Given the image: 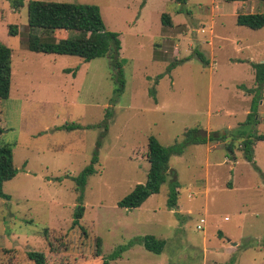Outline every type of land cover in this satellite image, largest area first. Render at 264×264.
<instances>
[{
  "label": "rangeland",
  "instance_id": "1",
  "mask_svg": "<svg viewBox=\"0 0 264 264\" xmlns=\"http://www.w3.org/2000/svg\"><path fill=\"white\" fill-rule=\"evenodd\" d=\"M28 1L0 0V44L11 67L0 141L11 145L16 169L2 184L9 198L0 199V264H32V251L47 264H100L120 246L108 264H264V142L253 146L256 168L242 158L240 139L233 158L224 150L229 139L186 146L169 158L158 193L138 208L117 207L145 181L149 136L169 146L189 129L264 135V82L254 84L251 68L264 63V27L235 24L236 14L264 13V1L36 0L98 8L120 42L119 95L106 57L27 50L30 33L56 39L27 28ZM93 154L94 173L80 192L72 179ZM169 181L177 185L172 209ZM145 235L164 241L159 254L137 242Z\"/></svg>",
  "mask_w": 264,
  "mask_h": 264
},
{
  "label": "trees",
  "instance_id": "2",
  "mask_svg": "<svg viewBox=\"0 0 264 264\" xmlns=\"http://www.w3.org/2000/svg\"><path fill=\"white\" fill-rule=\"evenodd\" d=\"M177 4H185L186 0H173ZM233 1V0H228ZM264 1V0H259ZM26 24L30 31H40L45 34H55L56 39L48 38L41 40L34 33H30L27 38L26 48L34 53L55 54L63 56H75L84 62L95 58L106 57L109 65L115 71V83L117 88L114 93L119 95L123 89V79L121 65L118 61L120 42L118 35L105 29L99 10L94 5H82L75 3L45 2L30 0L26 2ZM160 24L163 27H170L171 20L167 14L160 15ZM235 24L250 30H259L264 27V13L236 14ZM8 32L15 35L12 26H8ZM197 59L207 64L199 53H195ZM253 69V79L256 86L264 82V63L251 64ZM10 50L0 44V100L8 97L10 83ZM251 92V91H248ZM149 95L154 97V90H149ZM254 115V114H253ZM251 113L246 114V118H252ZM109 114L106 113L105 117ZM75 129L76 126L65 127ZM1 133V129H0ZM224 150L231 157L233 152V140L240 139V151L242 158L250 163L254 168L253 146L255 142H264V135L245 134L244 132H210L206 136H201L196 129L185 130L180 142L163 146L154 137L149 136L146 143L145 160L148 164L145 181L143 184H136L132 190L117 202V207L126 210L138 208L150 195L156 194L162 184L167 181L168 160L171 156H178L184 152L186 146L220 142L224 143ZM96 155L90 159L79 174L72 180L76 188L81 192L87 176L94 173L93 166L96 164ZM16 174V169L12 161L11 145L0 141V199L8 200V196L2 191V184L12 179ZM177 185L174 181L168 182L167 207L172 209L175 206ZM80 201V195L78 196ZM81 209H77L73 215V224L80 219ZM137 242L148 252L159 254L164 246V241L152 235H145ZM100 238L94 240V256L100 255ZM125 246H120L116 251L103 257L100 264H108V260L119 257ZM28 259L32 264H47L44 256L38 252H29Z\"/></svg>",
  "mask_w": 264,
  "mask_h": 264
},
{
  "label": "built area",
  "instance_id": "3",
  "mask_svg": "<svg viewBox=\"0 0 264 264\" xmlns=\"http://www.w3.org/2000/svg\"><path fill=\"white\" fill-rule=\"evenodd\" d=\"M201 222H202V220H201ZM196 229H198V230H199V229L202 230V228H201L199 225L196 226Z\"/></svg>",
  "mask_w": 264,
  "mask_h": 264
},
{
  "label": "crops",
  "instance_id": "4",
  "mask_svg": "<svg viewBox=\"0 0 264 264\" xmlns=\"http://www.w3.org/2000/svg\"><path fill=\"white\" fill-rule=\"evenodd\" d=\"M239 1H241V0H239ZM243 3H244V1H241V4H243ZM207 144H209V143H207ZM207 144H206V145H207ZM235 245H236V244H235ZM232 246H233V245H232Z\"/></svg>",
  "mask_w": 264,
  "mask_h": 264
},
{
  "label": "water",
  "instance_id": "5",
  "mask_svg": "<svg viewBox=\"0 0 264 264\" xmlns=\"http://www.w3.org/2000/svg\"><path fill=\"white\" fill-rule=\"evenodd\" d=\"M233 246H235V244H232Z\"/></svg>",
  "mask_w": 264,
  "mask_h": 264
}]
</instances>
